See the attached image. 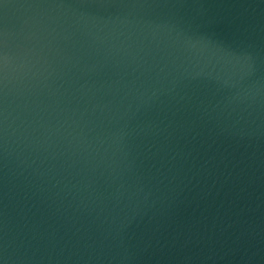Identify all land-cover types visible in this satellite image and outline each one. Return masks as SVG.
<instances>
[{
	"label": "water",
	"instance_id": "obj_1",
	"mask_svg": "<svg viewBox=\"0 0 264 264\" xmlns=\"http://www.w3.org/2000/svg\"><path fill=\"white\" fill-rule=\"evenodd\" d=\"M0 264H264V0H0Z\"/></svg>",
	"mask_w": 264,
	"mask_h": 264
}]
</instances>
